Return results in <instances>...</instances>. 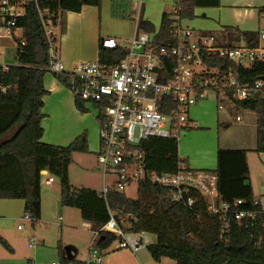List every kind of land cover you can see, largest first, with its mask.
Returning <instances> with one entry per match:
<instances>
[{"label": "trees", "instance_id": "1", "mask_svg": "<svg viewBox=\"0 0 264 264\" xmlns=\"http://www.w3.org/2000/svg\"><path fill=\"white\" fill-rule=\"evenodd\" d=\"M121 4L123 0H113ZM102 0H37L38 7L61 12L79 13L83 7H100ZM220 0H179V21L194 18L198 7H219ZM261 12V10H260ZM172 20L169 14L162 16L154 44L161 46L173 43ZM23 31L25 45L18 57V64L0 69V200H22L24 212L36 224L40 219L41 172L58 179L60 205L79 210L81 218L91 224L97 233L96 248L102 252L118 240V236L102 230L111 215L123 233H147L155 242L147 247L152 259L159 262L168 258L176 264H264V228L251 226L246 220L233 222L230 238L221 236L219 221L209 214L205 202L195 199L187 207L175 202L167 188L148 180L137 183V198L110 191L106 198L91 189L73 188L68 169L75 153L88 154L86 134L82 133L67 146L43 143L42 121L44 76L48 72V40L43 30L37 8L27 7L24 17L17 20ZM138 30L154 34L155 30L146 21H138ZM246 46L257 48L259 36L255 32L241 33ZM125 54L123 48L103 49L98 44V59L105 64H114ZM208 67L231 69L236 84L252 91V97L242 101L232 99L233 90H226L231 103H226L230 115L235 118L243 112L256 115L257 146L255 153H264V83H256L264 77V62H256L250 68L215 55L203 54ZM55 76V75H54ZM65 87L62 77L55 76ZM67 88V87H66ZM76 109L86 113L83 103L75 99ZM100 127V126H99ZM144 168L158 174L175 173L182 163L178 155V143L172 139L149 138L140 144ZM245 150L218 149L216 168L218 193L222 201L232 204L243 201L240 209L261 211L259 202L254 205V196L249 183V169ZM261 231V245H256V232ZM0 245L13 253L10 245L0 237ZM68 261H65L67 264ZM23 264H31L26 261Z\"/></svg>", "mask_w": 264, "mask_h": 264}, {"label": "built area", "instance_id": "2", "mask_svg": "<svg viewBox=\"0 0 264 264\" xmlns=\"http://www.w3.org/2000/svg\"><path fill=\"white\" fill-rule=\"evenodd\" d=\"M31 4L37 8L48 40V72L62 77L73 98L96 114L100 126L97 164L104 178L107 175L115 177L110 188L103 184L98 193L100 197L106 198L110 191L124 193L133 182L148 180L167 188L175 202L187 207L193 206L195 199L204 201L207 212L217 217L221 236L225 238L231 237L233 222L240 224L246 220L251 226L258 225L260 230L264 228V211L257 214L254 210L240 209L244 204L240 199L232 204L221 200L214 172L191 170L182 163L175 173L148 172L140 150V144L153 137L178 143L191 129L190 108L210 92L215 94L220 111L227 110L226 103H231L226 95L228 89L233 90V100L252 97L251 89L236 84L231 69L208 67L202 60L203 54L250 68L253 63L264 62V47L218 46L213 36L194 34L191 28L184 26L175 8L170 14L173 43L157 46L154 44L156 34L137 29L127 40L103 37L99 46L111 50L123 48L122 58L114 64H105L99 59L80 62L66 70L58 58L54 38L61 15L59 9H41L37 0H0V39L12 40L18 31H22L17 27V20L25 16ZM138 16V13L134 16L136 22ZM259 38L263 40L264 33ZM24 45L23 38L16 45L17 63ZM7 66L0 65V69L6 70ZM263 83L260 80L256 86ZM233 120L240 122V114ZM43 174L45 172H41ZM53 181L52 176L46 179L47 184ZM23 219L32 221L28 214H24ZM102 230L116 234L120 239L119 248L132 252L154 243L147 233H123L112 215ZM260 230L255 234L257 246L261 245ZM35 245L36 238L32 236L29 247ZM101 261L100 251L94 244L87 264H100Z\"/></svg>", "mask_w": 264, "mask_h": 264}, {"label": "crops", "instance_id": "3", "mask_svg": "<svg viewBox=\"0 0 264 264\" xmlns=\"http://www.w3.org/2000/svg\"><path fill=\"white\" fill-rule=\"evenodd\" d=\"M113 3V0H102L100 7L85 6L79 13L61 12L54 38L58 58L64 67L69 68L80 62H90L95 57V54H97L98 59V41L100 38L109 37L104 34H114L111 38L127 40L133 36L136 29L138 30V21L140 20L151 24L155 30L154 34H156L161 25L162 16L169 14L172 9L177 8L179 0H123L121 4H118L116 10L113 8ZM210 8H217L216 10L219 12L217 19L220 24H222L221 22H225L223 26L210 29L221 34L223 41H219L215 33L195 30L185 21H182L183 25L191 28L194 34L213 36L218 46L228 47L238 46L235 41L236 39L243 41L241 36L243 32H255L258 36L264 33V27L260 26L261 18L264 17V0H220L219 7H198L194 9V14L198 13L197 11H202L201 17L205 18L207 16L206 11L210 10ZM136 13L139 15L137 22L134 20ZM226 20L229 21L227 22ZM249 21L253 22L252 25H247ZM60 22L63 26L61 31H59ZM57 30L58 33L60 32L59 34ZM22 34V31H18L11 42L13 41L17 45L18 41L22 39ZM115 35L126 36V38L116 37ZM258 39L261 46L260 42L264 41V39ZM59 48L60 50H64L66 54L71 50H77V57L75 54L72 56L61 55L59 54ZM44 87L48 91V95L43 99L44 106L42 111L45 115L42 121L44 134L41 141L43 143L47 142V144L50 143L51 145L67 146L82 133L94 128L93 121L89 126H86L84 123V119L87 118L91 110L87 109V112L83 114L79 112L76 109L75 100L70 91L50 72H47L44 76ZM205 99L207 97L203 100ZM214 99L216 100V96ZM203 100H200L190 108L188 115L191 129L178 142V155L182 164L191 170L211 172L216 168L218 149L247 151L246 159L249 169V183L255 201L259 202L261 210L264 211L260 200V197L264 194V153L258 154L254 152L257 146L256 115L251 112H243L240 114L241 121L236 123L228 109L218 110L217 101L215 103L211 99L212 101L202 103L201 101ZM92 118L98 124L95 116H92ZM73 120L77 121V123L73 124ZM68 121L71 122V125L68 124L69 126L65 123ZM88 134L89 153H75L73 155L72 163L68 169V176L73 188L91 189L99 193V177L95 173V167L101 173L96 159L100 149L99 125L98 142L96 138H91V133ZM89 157H92L93 160ZM86 159L91 160V163L87 164ZM255 159L261 161L259 176L255 175L256 169L253 164ZM77 171H79V176H81L80 180H77L75 177V172ZM45 174L48 173L45 172ZM92 178H96L97 183ZM102 180H104L103 175ZM54 182L55 180L51 184H48V186H52ZM57 182L59 183L58 179ZM75 182H79L78 185ZM58 191L59 198L54 203L53 226L59 229L64 242L58 240L57 244L53 245L54 250L50 251V257L53 259L59 258L63 263L68 261L67 264H87L97 235L92 231L91 224L81 218L79 210L60 205V187ZM41 192L40 185V219L36 224L23 219L25 212L22 200H6L20 201L21 203L19 213H8L9 218L13 221H25L24 223L35 232L37 225L44 222V203L42 204L41 201ZM58 203L61 208L58 207ZM74 211H77V214ZM1 214L0 211V217L2 216ZM18 226H22L21 229H18ZM17 230L23 231L24 224H18ZM32 236H36L35 233L28 239V249L37 250L36 253L38 255L44 253L46 250L45 239L42 237H40L41 239H36V245L30 248L29 240ZM0 237L4 240L7 239L1 230ZM119 241L120 239L114 241L110 247L100 252L102 256L100 264H172V260L168 258H162L159 262H155L147 248H142L137 252L119 248ZM6 242L8 243L9 240L7 239ZM153 242H155L154 236ZM66 248L69 249V254H67ZM12 249L14 252V248ZM24 260L23 263L30 261L31 264H35V260L31 257H25ZM51 264L56 263L53 261Z\"/></svg>", "mask_w": 264, "mask_h": 264}, {"label": "rangeland", "instance_id": "4", "mask_svg": "<svg viewBox=\"0 0 264 264\" xmlns=\"http://www.w3.org/2000/svg\"><path fill=\"white\" fill-rule=\"evenodd\" d=\"M116 4L113 3V8L115 9ZM217 8H210V10L206 11L207 16L205 18L201 17V13H203L202 11H197L198 13H195L194 18L191 20H185L186 23H188V25L192 28H194L195 30H202V31H207V32H212L215 33L217 35V38L219 41H223V36L221 34H218V32H215L214 30H210L212 28H217L220 26H223V23L225 22H221L222 24H220V22H218V11L216 10ZM115 12V11H114ZM173 9L169 12L172 13ZM118 14V13H117ZM227 22L229 20H226ZM252 21L247 22V25H252ZM260 26L264 27V17L261 18L260 21ZM62 23L60 22V28L59 31L62 30ZM256 27V25H255ZM97 30V29H96ZM58 33V30H57ZM60 33V32H59ZM58 33V34H59ZM19 35V34H18ZM97 35V34H96ZM106 36L112 37L114 36V34H104ZM103 35V36H104ZM236 35V34H235ZM116 37H121V38H126V36H118L115 35ZM239 38V37H237ZM97 41V38H96ZM99 42V41H98ZM236 45L238 46H242L243 45V41L241 39H236ZM261 46L264 47V41H261ZM77 48V46H76ZM15 51H16V44L11 40L9 42V39H0V65H16L17 61L15 59ZM77 50H71L70 52H68L67 54L64 52V50H60L59 48V54H66V55H74L77 57ZM93 53V51H92ZM65 55V56H66ZM97 60V54H95V57L90 60V62H95ZM71 67L66 68V70L71 69ZM215 98V94L210 92L207 95V99L201 101L202 103L204 102H208V101H214L216 103ZM212 99V100H211ZM242 114V113H240ZM95 112L94 111H90V114L87 115V118L84 119V123L86 126H89V124L93 121L94 123V128H91L90 131H86L85 134L86 138L88 137L89 139V134L91 133V138H96L97 142H98V124L94 121V119L92 118V116H95ZM71 119V118H70ZM66 125L70 124L71 122H65ZM73 124H76L77 121L73 120L72 121ZM69 126V125H68ZM71 127V126H70ZM88 141V140H87ZM47 143V142H46ZM50 144V143H48ZM89 146V145H88ZM84 156V155H82ZM80 158H84V157H80ZM86 158V157H85ZM91 160H93L92 157H89ZM87 160V164L91 163V160L86 159ZM254 167H255V175L259 176L260 172H259V167L261 165V161L259 159H255V161L253 162ZM96 171V175L99 177L98 179V185H99V189L100 191L102 190V184H104L106 187L110 188L112 186V183L115 181V177L113 176H105L104 180H102V175L101 173L98 172L97 167H95ZM51 176L49 174H43L41 176V201L43 205V219L44 222H41L37 225L35 232H33L32 229H30V227L28 225H26V223H24L25 221H13L12 219L9 218V214H17L19 213V206H20V201H6V200H0V211H1V217H0V230L3 231L4 235L7 237V239L9 240V244L12 248H14V252L13 253H9L7 252L1 245H0V263L4 264V263H23L25 260V257H31L33 260H35V264H51L53 261L56 264H65L62 261H60V259H53L52 257H50V251H52L53 245L57 244V241H63L64 242V238L62 240L61 238V232L59 231L58 228H56L55 226H53L54 223V203L55 201L59 198V183L57 182V179L54 178L55 182L52 186H48V184L46 183V179ZM75 177L77 180L81 179V176H79V171L75 172ZM93 181L95 183H97V179L96 178H92ZM76 185H78L79 182H75ZM125 196L131 199H136L137 198V183L133 182L132 184H130L127 189L124 192ZM256 195V194H255ZM261 200V204L264 207V194L260 197ZM58 207H60L59 203H58ZM75 214H77V211H74ZM52 223V224H51ZM18 224H24V230L26 231H18L17 230V225ZM36 236H34L36 239H41L40 237L45 239V247L46 250L44 253L38 255L36 252L37 250H29L27 247V242L29 237L34 234ZM151 240L153 241V236L150 235ZM6 239V240H7ZM176 262L172 260V264H175Z\"/></svg>", "mask_w": 264, "mask_h": 264}, {"label": "water", "instance_id": "5", "mask_svg": "<svg viewBox=\"0 0 264 264\" xmlns=\"http://www.w3.org/2000/svg\"><path fill=\"white\" fill-rule=\"evenodd\" d=\"M261 80L264 82V77H262ZM66 252H67V254H69V249L68 248H66Z\"/></svg>", "mask_w": 264, "mask_h": 264}]
</instances>
